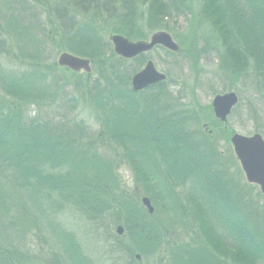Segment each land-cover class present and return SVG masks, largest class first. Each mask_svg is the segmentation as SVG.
I'll use <instances>...</instances> for the list:
<instances>
[{
	"label": "trees",
	"instance_id": "obj_1",
	"mask_svg": "<svg viewBox=\"0 0 264 264\" xmlns=\"http://www.w3.org/2000/svg\"><path fill=\"white\" fill-rule=\"evenodd\" d=\"M58 3V8L49 6V10L62 33L65 50L87 57L97 66H109L103 86L97 80L77 81L72 91L87 96L85 104L95 114L98 136L115 152L109 158L100 153L95 139L90 141L86 136L87 143L79 141L82 128L73 120L54 122L39 117L43 108L52 106L58 91L62 92L61 109L70 112L71 102L67 84L55 82L54 77L47 83L41 51L32 50L34 40L30 38V44L26 38L30 24L24 31L19 25L18 34L25 42L20 50L22 62L27 61L30 69L18 73L0 69V88L9 99L7 106L0 104V203L8 212L17 210L18 221L28 209L34 217L45 218L46 209L52 206L44 201L50 203L55 198L60 200L53 205L56 211L71 204L92 217L113 216L114 224L123 225L122 236L110 244L114 264L122 253L142 264L159 251L165 252V258L158 264H227L228 259L232 264H262V224L256 201L245 190L246 185H240L219 162L215 146L191 128L193 115L174 101L168 83L162 81L134 92L129 75L119 73L117 61L105 64L110 48L99 34L100 21L109 31L135 38L142 35L144 25L166 28L164 19L183 12L180 1ZM198 14L215 19L219 28L222 52L218 58L223 71L238 76L251 60L253 73L264 80V0H202ZM29 15L36 18L33 12ZM142 56L134 59L142 63ZM28 105L37 114H28ZM116 156L134 174V197L117 180ZM141 191L154 202L153 213L140 203ZM188 217V225L204 241L200 246H179L166 237L173 234L176 225L188 226ZM12 230L13 226L0 224V257L5 258L0 264H14L20 257L8 249L12 236L19 238L21 233L15 235ZM51 233L61 264H92L74 236L59 226Z\"/></svg>",
	"mask_w": 264,
	"mask_h": 264
},
{
	"label": "rangeland",
	"instance_id": "obj_2",
	"mask_svg": "<svg viewBox=\"0 0 264 264\" xmlns=\"http://www.w3.org/2000/svg\"><path fill=\"white\" fill-rule=\"evenodd\" d=\"M179 1L183 12L177 15L172 14V12L169 18L164 19L166 28L155 29L144 25L141 31L142 35L139 37L128 38L121 33L109 31L103 25L104 22L100 21L101 31L99 34L102 35L110 48V53H106L105 64H108L109 61H117L119 73L126 74L127 77L129 75V85L133 74L140 71L147 60H151L156 70L166 75L165 81L168 83V89L175 96L174 101L181 103L182 108L194 117L193 120L190 119L191 128L200 131L215 146L219 154V162L223 164L231 177L240 182H238L240 185H246L245 190L256 201L258 222L262 224L261 229L259 228V235L263 240L264 195L260 193L257 185L248 183L245 180L234 155L230 137L233 133L245 136L259 133L264 139V80L257 78V74L253 73L254 70L252 69L254 68L251 60L247 62L246 68L238 76L227 75L223 71L218 58L220 52H222V40H220V31L214 21L215 19L207 20L198 14L202 0ZM3 4L0 0V68L5 72L16 73L30 69L26 66L27 61L25 59L26 64L22 62L23 57L20 50L25 42L20 39V33L18 32L19 25L21 26L20 29L23 30L30 24L29 29L26 30L29 36L27 35L26 38L30 44L31 40L29 39L34 40L32 50L40 49L41 51L44 70L48 74L47 83L50 77H54L55 82L67 84L66 92L71 102L70 112L61 109L60 94L62 96V92L59 93L58 91L53 99L52 106L43 108L39 112V117L50 118L54 122L73 120L82 128V138H79V141L87 143V137L90 141L95 139V145L99 147L100 153L111 158L110 156L114 155L115 150L108 149L109 142H106V145L103 138L98 136L97 127L94 123L96 120L95 114L85 104L87 96L80 97V93L72 91V86L74 87L77 81L90 83L97 80L99 86H103L105 83L104 78H108L109 66H99L102 63L97 66L90 61V72H75L64 69L66 67L58 66L57 57L65 48L62 42V33L58 30L54 17L50 13L52 10H49V6L53 9L59 7L58 0H11L10 7L12 5V9L6 12L3 11ZM32 12L36 14L35 19L28 17ZM73 12L74 10L69 14ZM82 16L79 14L77 17L82 20ZM160 30L170 34L173 41L179 46L177 51L156 47L142 54L143 56L139 59L142 60V63L134 58L120 57L113 52V45L110 41V36L113 34H119L132 42H147L151 34ZM112 78L114 79L115 76H112ZM67 79L69 81H64ZM54 91L53 89L50 90L52 93ZM227 92H235L239 100L226 121L221 122L213 115L211 101L214 95ZM6 102H9V99L0 88V104ZM25 108L28 114H37V110L33 106L28 105ZM117 157L115 162L117 180L121 188L134 197L132 192L136 188L134 186V174L129 165L117 159ZM127 177H131L130 182ZM14 192L16 191H13V195L17 198ZM143 195L149 196L141 191L139 196L142 197ZM44 202L46 205L52 206L51 209H46L45 218L39 217L38 219L34 217L33 214L28 213L30 210L28 209L24 211L27 213L24 219L19 221L17 220V210V212L13 210L8 212L6 206L0 203V224L13 226L14 230L12 232L14 231L15 235L17 231L21 232L19 238L10 234L13 240H11L8 249H13V251L20 254L18 261H15L14 264H61L60 252L51 233L52 228L57 226L74 236L81 247L82 253L92 264H114L112 260L114 255L110 254V244L116 241V236L119 238L122 235L117 234L115 231V227L121 224H114L113 216L92 217L71 204H65L63 208L56 211V209H53V205L60 204V200L57 198H55V201L50 200V203ZM151 205L156 208L153 201H151ZM159 206L158 203L157 207ZM189 219L190 217L185 220L187 225ZM47 224H49V227ZM166 237L179 244V246L197 247L204 242L191 225L185 228L176 225L173 234H167ZM164 258L165 252L161 251L160 253L159 251V254L147 259L142 264H158ZM0 259L5 258L0 257ZM226 262L232 264L231 259L226 260ZM116 264L138 263L135 259H130L128 255L122 253ZM255 264L260 263L256 262Z\"/></svg>",
	"mask_w": 264,
	"mask_h": 264
},
{
	"label": "water",
	"instance_id": "obj_3",
	"mask_svg": "<svg viewBox=\"0 0 264 264\" xmlns=\"http://www.w3.org/2000/svg\"><path fill=\"white\" fill-rule=\"evenodd\" d=\"M110 41L113 45V51L124 58L135 57L140 53L149 51L155 45H162L171 51H177L179 49V46L173 41L170 34L165 31L154 32L147 42L128 41L119 34L111 35ZM57 64L73 71L90 72L91 70L90 61L88 59L67 52H61L58 55ZM164 79L165 74L157 71L152 61L148 60L144 67L132 76V90H142ZM237 101L238 97L235 92L216 94L211 101L215 117L222 122L226 121L227 116L236 105ZM230 142L246 181L257 184L260 192L264 194V139L259 133H254L250 136L233 133L230 137ZM141 202L149 213L153 212V207L147 197H142ZM115 230L119 235L123 232L121 225H117ZM136 257L139 258L138 255H136Z\"/></svg>",
	"mask_w": 264,
	"mask_h": 264
},
{
	"label": "bare ground",
	"instance_id": "obj_4",
	"mask_svg": "<svg viewBox=\"0 0 264 264\" xmlns=\"http://www.w3.org/2000/svg\"><path fill=\"white\" fill-rule=\"evenodd\" d=\"M7 1V2H6ZM17 1V0H16ZM22 1V0H21ZM2 2L4 3L3 5H2V8H3V11H9V9L11 10L12 8V5H11V7H10V4H11V0H2ZM156 47H162V48H164L165 49V47H163L162 45H155L152 49H154V48H156ZM152 49H150L149 51H151ZM62 52H67V53H70V54H72V55H76V54H73V53H71V52H69V51H66V50H64V51H62ZM114 52V51H113ZM146 52H148V51H146ZM146 52H144V53H146ZM61 53V52H60ZM115 53V52H114ZM144 53H140V54H138V55H136L135 57H132V58H136L137 56H139V55H142V54H144ZM116 54V53H115ZM76 56H78V57H82V58H86V59H88L89 61H91L89 58H87V57H83V56H79V55H76ZM119 56V55H118ZM121 57V56H120ZM124 58V57H123ZM58 66H60V65H58ZM60 67H64V66H60ZM67 68V67H66ZM1 69V68H0ZM69 69V68H68ZM2 70V69H1ZM69 70H71V69H69ZM73 71V70H72ZM75 72H78V71H75ZM137 73V72H136ZM135 74V73H134ZM133 74V75H134ZM132 78V77H131ZM160 83V82H159ZM156 84H158V83H156ZM156 84H153V85H156ZM153 85H150V86H147L146 88H149V87H151V86H153ZM130 86H131V79H130ZM146 88H144V89H146ZM131 89H132V86H131ZM144 89H142V90H144ZM142 90H138V91H142ZM134 92H137V91H134ZM238 97V96H237ZM238 100H239V98H238ZM220 121V120H219ZM222 122V121H221ZM225 122V121H224ZM245 177V176H244ZM245 180H246V178H245ZM142 197H144V195L142 196ZM141 197V198H142ZM145 197H147L149 200H150V198H149V196H147V195H145ZM141 198H140V203L142 204V202H141ZM150 203H151V200H150ZM143 205V204H142ZM144 206V205H143ZM152 207H153V211H154V206L153 205H151ZM145 207V206H144ZM146 208V207H145ZM147 209V208H146ZM153 213V212H152ZM116 228V227H115ZM123 228V227H122ZM116 231V230H115ZM117 233V232H116ZM122 235V234H121Z\"/></svg>",
	"mask_w": 264,
	"mask_h": 264
},
{
	"label": "clouds",
	"instance_id": "obj_5",
	"mask_svg": "<svg viewBox=\"0 0 264 264\" xmlns=\"http://www.w3.org/2000/svg\"><path fill=\"white\" fill-rule=\"evenodd\" d=\"M128 179H129V182H130V180H131V177H127Z\"/></svg>",
	"mask_w": 264,
	"mask_h": 264
}]
</instances>
